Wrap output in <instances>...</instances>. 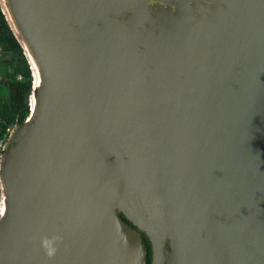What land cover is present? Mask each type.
Masks as SVG:
<instances>
[{
  "label": "water",
  "instance_id": "95a60500",
  "mask_svg": "<svg viewBox=\"0 0 264 264\" xmlns=\"http://www.w3.org/2000/svg\"><path fill=\"white\" fill-rule=\"evenodd\" d=\"M0 7L42 77L0 155V264H147L142 235L150 264H264V0Z\"/></svg>",
  "mask_w": 264,
  "mask_h": 264
},
{
  "label": "trees",
  "instance_id": "16d2710c",
  "mask_svg": "<svg viewBox=\"0 0 264 264\" xmlns=\"http://www.w3.org/2000/svg\"><path fill=\"white\" fill-rule=\"evenodd\" d=\"M32 81L28 61L0 7V142L7 136L8 128L21 124L26 117ZM142 240L149 252L147 264H150V244L144 235Z\"/></svg>",
  "mask_w": 264,
  "mask_h": 264
},
{
  "label": "clouds",
  "instance_id": "9594fccd",
  "mask_svg": "<svg viewBox=\"0 0 264 264\" xmlns=\"http://www.w3.org/2000/svg\"><path fill=\"white\" fill-rule=\"evenodd\" d=\"M63 237L59 235L41 236L39 238V247L46 259L51 260L58 252V245L62 243Z\"/></svg>",
  "mask_w": 264,
  "mask_h": 264
},
{
  "label": "bare ground",
  "instance_id": "6f19581e",
  "mask_svg": "<svg viewBox=\"0 0 264 264\" xmlns=\"http://www.w3.org/2000/svg\"><path fill=\"white\" fill-rule=\"evenodd\" d=\"M8 18H9V15H8ZM9 21L11 22L10 18H9ZM11 24H12V22H11ZM12 26H13V29H14L15 33L18 35V31H17V28H16V26L14 25V23L12 24ZM21 42H22V44H23V46H24V48H25L26 55L28 56L29 61H30V63H31V67H32V69H33L34 78H33V76H32V78H33V81H34V83H33V84H34V89H36V88L40 85V83H41V78H42V77H41V74L39 73V69H40V68H39V65H38V63L36 62L34 56L32 55L30 49H28V47L26 46V43H25L23 40H21ZM26 59H27V58H26ZM27 61H28V60H27ZM35 100H36V96H35V94L33 93L32 96L30 97V105H31L32 109L34 108Z\"/></svg>",
  "mask_w": 264,
  "mask_h": 264
},
{
  "label": "built area",
  "instance_id": "2783aa9c",
  "mask_svg": "<svg viewBox=\"0 0 264 264\" xmlns=\"http://www.w3.org/2000/svg\"><path fill=\"white\" fill-rule=\"evenodd\" d=\"M11 131H12V128H8L7 131H6L7 132V136H5V139L0 142V155L3 152L4 144H5L8 136H9V134L11 133ZM0 196H1V188H0Z\"/></svg>",
  "mask_w": 264,
  "mask_h": 264
},
{
  "label": "snow or ice",
  "instance_id": "6c2138e0",
  "mask_svg": "<svg viewBox=\"0 0 264 264\" xmlns=\"http://www.w3.org/2000/svg\"><path fill=\"white\" fill-rule=\"evenodd\" d=\"M2 214H3V208L0 207V215H2Z\"/></svg>",
  "mask_w": 264,
  "mask_h": 264
},
{
  "label": "rangeland",
  "instance_id": "374dc122",
  "mask_svg": "<svg viewBox=\"0 0 264 264\" xmlns=\"http://www.w3.org/2000/svg\"><path fill=\"white\" fill-rule=\"evenodd\" d=\"M4 91L6 92V90L4 89Z\"/></svg>",
  "mask_w": 264,
  "mask_h": 264
}]
</instances>
